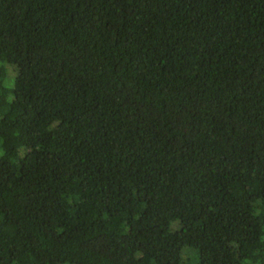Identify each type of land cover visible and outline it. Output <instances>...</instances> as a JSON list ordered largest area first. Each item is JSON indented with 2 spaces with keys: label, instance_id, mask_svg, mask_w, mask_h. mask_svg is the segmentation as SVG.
Returning <instances> with one entry per match:
<instances>
[{
  "label": "trees",
  "instance_id": "16d2710c",
  "mask_svg": "<svg viewBox=\"0 0 264 264\" xmlns=\"http://www.w3.org/2000/svg\"><path fill=\"white\" fill-rule=\"evenodd\" d=\"M0 264H264V0H0Z\"/></svg>",
  "mask_w": 264,
  "mask_h": 264
}]
</instances>
